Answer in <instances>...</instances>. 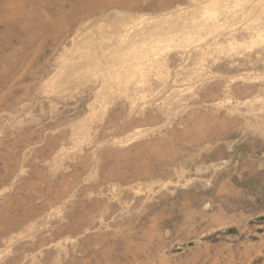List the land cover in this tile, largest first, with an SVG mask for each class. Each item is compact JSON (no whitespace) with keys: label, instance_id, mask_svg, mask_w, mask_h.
I'll use <instances>...</instances> for the list:
<instances>
[{"label":"rangeland","instance_id":"obj_1","mask_svg":"<svg viewBox=\"0 0 264 264\" xmlns=\"http://www.w3.org/2000/svg\"><path fill=\"white\" fill-rule=\"evenodd\" d=\"M3 1L0 264H264V0Z\"/></svg>","mask_w":264,"mask_h":264},{"label":"bare ground","instance_id":"obj_2","mask_svg":"<svg viewBox=\"0 0 264 264\" xmlns=\"http://www.w3.org/2000/svg\"><path fill=\"white\" fill-rule=\"evenodd\" d=\"M43 2H44V1H43ZM6 3H7V0H4V1H3V4H6ZM40 6H41V5H40Z\"/></svg>","mask_w":264,"mask_h":264}]
</instances>
